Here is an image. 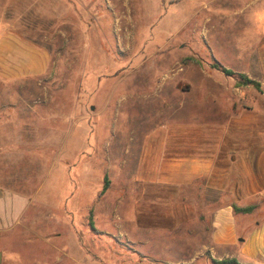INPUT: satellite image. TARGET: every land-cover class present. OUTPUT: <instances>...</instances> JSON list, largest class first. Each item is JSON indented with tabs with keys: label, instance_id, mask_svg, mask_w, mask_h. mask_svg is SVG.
<instances>
[{
	"label": "rangeland",
	"instance_id": "rangeland-1",
	"mask_svg": "<svg viewBox=\"0 0 264 264\" xmlns=\"http://www.w3.org/2000/svg\"><path fill=\"white\" fill-rule=\"evenodd\" d=\"M5 31L50 64L0 74V180L31 200L0 264H220L225 193L200 181L185 220L147 214L141 147L170 125L264 111V0H0Z\"/></svg>",
	"mask_w": 264,
	"mask_h": 264
},
{
	"label": "crops",
	"instance_id": "crops-1",
	"mask_svg": "<svg viewBox=\"0 0 264 264\" xmlns=\"http://www.w3.org/2000/svg\"><path fill=\"white\" fill-rule=\"evenodd\" d=\"M1 34L0 74L17 78L47 72L46 52L9 31ZM198 124L170 125L142 143L144 212L164 217L169 208L177 209L180 223L189 215L183 190L204 181L229 199L214 215L211 246L225 254L216 257L264 264V111ZM236 206L254 210L236 212ZM30 207L27 195L0 180V241L22 225Z\"/></svg>",
	"mask_w": 264,
	"mask_h": 264
},
{
	"label": "trees",
	"instance_id": "trees-1",
	"mask_svg": "<svg viewBox=\"0 0 264 264\" xmlns=\"http://www.w3.org/2000/svg\"><path fill=\"white\" fill-rule=\"evenodd\" d=\"M216 68H220L218 65H215ZM222 71L227 74L228 76H234V72L231 70H228L226 68H222ZM240 78L239 83L237 84L238 87H244V86H253L257 89H260V84L257 81L250 80L247 76L245 75H239ZM234 210L236 212H241V213H251L253 211L252 207L245 208V209H239L238 207H234ZM220 264H240L236 259H231V260H223L219 262Z\"/></svg>",
	"mask_w": 264,
	"mask_h": 264
},
{
	"label": "water",
	"instance_id": "water-1",
	"mask_svg": "<svg viewBox=\"0 0 264 264\" xmlns=\"http://www.w3.org/2000/svg\"><path fill=\"white\" fill-rule=\"evenodd\" d=\"M0 262H1V255H0Z\"/></svg>",
	"mask_w": 264,
	"mask_h": 264
}]
</instances>
